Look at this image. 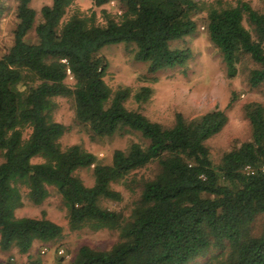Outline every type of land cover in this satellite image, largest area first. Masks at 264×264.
<instances>
[{
  "label": "trees",
  "instance_id": "16d2710c",
  "mask_svg": "<svg viewBox=\"0 0 264 264\" xmlns=\"http://www.w3.org/2000/svg\"><path fill=\"white\" fill-rule=\"evenodd\" d=\"M73 1L50 0L35 20L29 0H16L12 41L0 54V249L26 253L33 240L61 234V225L43 211L38 217L14 213L22 187L31 202L40 203L52 186L69 229L117 231L107 248L79 245L70 264H188L210 248L217 251L206 264H264V218L253 229L256 216L264 214V105L243 104L249 138L213 162L205 140L225 124L223 109L190 118L175 112L169 124L151 120L124 104L127 98L145 101L151 88L110 87L103 78L107 62L98 55L104 44L123 42L149 72L181 65L189 48L169 41L192 32L203 11L226 74L233 76L246 55L254 64L247 82L254 86L264 80V11L245 0H91L88 12H68ZM110 1L119 12L105 7ZM4 9L0 0V17ZM30 30L34 40L26 38ZM56 96L71 100L74 119L92 134L136 130L144 143L114 148L110 162L79 143L61 146L65 125L52 115ZM152 161L157 170L141 180L126 216L102 203L120 200L111 184H128L126 175ZM82 166L92 168L90 185L74 173Z\"/></svg>",
  "mask_w": 264,
  "mask_h": 264
},
{
  "label": "rangeland",
  "instance_id": "374dc122",
  "mask_svg": "<svg viewBox=\"0 0 264 264\" xmlns=\"http://www.w3.org/2000/svg\"><path fill=\"white\" fill-rule=\"evenodd\" d=\"M219 1L222 5L235 2V0ZM245 1L253 8L264 11V0ZM4 2L5 9L0 17V54L12 41L11 30L16 20V0H4ZM49 2L50 0H29V6L35 10V20L39 17L40 6ZM91 5V0H74L68 12L75 8L88 12ZM105 7L111 12L120 11L112 1L105 4ZM95 9L97 19L100 20L98 8ZM203 15L202 11L195 16L197 25L192 32L169 41L170 46L189 48L190 56L181 65L149 72L146 70V62L134 59L128 50V45L123 42L104 44L100 47L98 55L107 62L103 78L110 87L127 85L131 91L139 85H148L151 88V94L145 101L137 103L132 98H127L124 102L127 107L138 109L151 120L169 124L175 112L190 118L214 107L223 109L227 116L225 124L205 140L210 157L215 162L224 150L238 141L249 138L250 128L243 112V104L256 100L264 105V80L254 86L248 84L247 73L254 64L246 55L237 63V71L233 76L226 74L221 54L206 33ZM244 25L248 27L245 21ZM26 38L34 40L32 30L26 34ZM55 101L53 118L65 125V130L58 139L61 146L79 143L93 152L101 162H110L114 148L124 149L131 141L144 143V139L136 130L115 132L111 135L92 134L86 124L74 119L69 98L56 96ZM35 159L36 157H33V160ZM156 170L154 161L132 170L125 178L128 184L121 181L111 184L120 191L121 199L117 201L104 199L102 203L120 210L126 216L138 196L141 180L153 176ZM74 173L84 184H92L91 167H78ZM48 190L49 194L40 203H33L27 198L25 188L22 187V204L14 209V213L38 217L43 211L45 217L61 225V234L47 241L33 240L26 253H20L14 247L7 250L0 249V264H34L35 262L36 264H70L79 245L107 248L117 239V231L108 228L94 230L82 226L69 229L60 195L52 186H48ZM263 218L264 214L256 216L253 228L255 232L258 231ZM59 248L63 249L65 255L57 251ZM216 251L210 248L188 264H206V259Z\"/></svg>",
  "mask_w": 264,
  "mask_h": 264
},
{
  "label": "built area",
  "instance_id": "2783aa9c",
  "mask_svg": "<svg viewBox=\"0 0 264 264\" xmlns=\"http://www.w3.org/2000/svg\"><path fill=\"white\" fill-rule=\"evenodd\" d=\"M261 169H264V162L263 163H261ZM245 168H248V166L246 165L245 166ZM248 169H250V168H248ZM45 250V248H43L42 249V251H44ZM60 254H64V251H63V249L62 248H59L58 250H57ZM65 255V254H64Z\"/></svg>",
  "mask_w": 264,
  "mask_h": 264
}]
</instances>
